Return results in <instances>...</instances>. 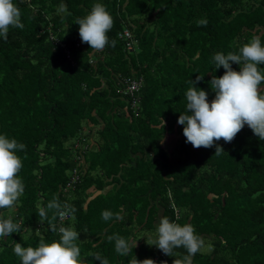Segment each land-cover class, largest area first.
I'll return each mask as SVG.
<instances>
[{
	"label": "trees",
	"instance_id": "16d2710c",
	"mask_svg": "<svg viewBox=\"0 0 264 264\" xmlns=\"http://www.w3.org/2000/svg\"><path fill=\"white\" fill-rule=\"evenodd\" d=\"M62 2L66 13L57 11ZM96 2L114 17L108 36L116 44L101 52L81 41L75 24ZM15 3L24 28L0 37V134L27 146L18 153L25 192L4 210L22 229L0 239V264H21L16 242L37 247L41 239H59L52 223L80 232L77 243L89 264H100L97 257L128 264L137 250L140 260L162 255L173 264L174 256L146 242L162 215L192 223L210 243L193 264H264V141L245 126L231 143L218 141L226 153L214 156L215 146L186 143L177 122L190 79L204 76L197 87L214 98L209 81L213 72H225L215 70L216 52L238 51L253 34L264 37V0ZM201 18L206 27L197 26ZM131 77L144 79L135 96L123 92ZM76 173L78 181L65 189ZM54 196L61 211L68 207L65 223L53 219L55 210L41 222L38 213ZM104 210L123 218L104 221ZM115 234L142 244L121 256L107 239Z\"/></svg>",
	"mask_w": 264,
	"mask_h": 264
},
{
	"label": "clouds",
	"instance_id": "9594fccd",
	"mask_svg": "<svg viewBox=\"0 0 264 264\" xmlns=\"http://www.w3.org/2000/svg\"><path fill=\"white\" fill-rule=\"evenodd\" d=\"M57 11L66 13L67 5L62 2ZM21 16V9L15 0H0V37L7 40L10 29H23ZM196 23L198 27H206L208 22L206 18H201ZM75 24L79 25L81 41L88 44L90 50L101 52L109 45L115 46L116 41L108 36L114 26V17L105 4L94 3L85 16L76 19ZM212 60L215 70L222 67L225 72L222 76H216L213 72L209 84L215 96L211 101L209 93L197 87L204 76L198 75L195 80L188 81L191 86L185 93L186 109L177 121L183 125L186 143L196 149L215 146L214 156H218L226 152L217 142L223 140L231 143L245 126L264 141V67H261L264 65V37L253 34L238 51L227 54L216 52ZM233 64L240 66L239 71L233 68ZM165 124L161 117V127L164 128ZM26 147L17 139L0 134V239L20 233L22 229V222L6 215L4 210L15 208L25 192L24 181L19 175L23 158L18 153L26 151ZM61 208L58 198L54 196L46 208L39 211L41 222L48 219L49 210H55L53 219L56 215L63 219L66 213ZM101 217L104 221L123 218L121 212L113 213L110 210L102 211ZM51 230L58 232L59 239L50 243L41 239L37 247H25L19 242L14 244L13 252L21 264H89L88 259L82 257L77 243L80 232L71 226L57 228L55 223L51 224ZM107 239L115 242V252L121 256H129L132 249L137 247V240L118 234L110 235ZM146 242L163 254L174 256L173 264H193L194 256L205 248V238L197 233L192 223L180 224L167 215L160 217L155 238L146 237ZM180 248L185 250L184 253L174 251ZM97 259L100 264H109L106 258ZM128 264H157V261L152 258L140 260L135 256Z\"/></svg>",
	"mask_w": 264,
	"mask_h": 264
},
{
	"label": "built area",
	"instance_id": "2783aa9c",
	"mask_svg": "<svg viewBox=\"0 0 264 264\" xmlns=\"http://www.w3.org/2000/svg\"><path fill=\"white\" fill-rule=\"evenodd\" d=\"M124 35L127 39V45L129 49H134V44H133V35L132 32L129 29H126L124 31ZM144 83V79L142 77H131V78H127L125 80L124 83V93L125 94H130L131 96H135V93L140 91V89L142 88ZM135 104V102H134ZM78 181V174H74L71 179L69 180L67 187H65V189H69L72 188L73 185L75 184V182ZM65 209L62 210L63 212H65L66 214L64 215L63 219L60 218V221H63L64 219L69 218V211H68V207H64ZM157 264H161V262L163 261H167L164 256L160 255L156 258ZM168 262V261H167ZM169 264V262H168Z\"/></svg>",
	"mask_w": 264,
	"mask_h": 264
},
{
	"label": "rangeland",
	"instance_id": "374dc122",
	"mask_svg": "<svg viewBox=\"0 0 264 264\" xmlns=\"http://www.w3.org/2000/svg\"><path fill=\"white\" fill-rule=\"evenodd\" d=\"M103 126V125H102ZM175 144L173 145L174 147H176V145H177V141H175L174 142ZM68 219V218H67ZM67 219H64L63 221H61L62 223H65L66 221H67ZM148 232H150V233H153L154 232V229L153 230H149ZM84 239H86V238H84ZM211 248H210V243L208 242V241H205V248L203 249L204 251H206V250H210ZM139 250H137L136 251V254H135V256L136 255H138L139 254ZM156 258H157V256H155L153 259L154 260H156Z\"/></svg>",
	"mask_w": 264,
	"mask_h": 264
},
{
	"label": "crops",
	"instance_id": "0c3cea01",
	"mask_svg": "<svg viewBox=\"0 0 264 264\" xmlns=\"http://www.w3.org/2000/svg\"><path fill=\"white\" fill-rule=\"evenodd\" d=\"M95 189V188H94ZM92 191H93V189L92 188H90L89 189V192H91L92 193ZM161 211V210H160ZM162 215V213L161 214H159V216H161ZM160 219V218H159ZM157 221H159V220H157ZM142 236H139V238H141ZM131 239H133V238H131ZM134 240H137V247L136 248H140V246H141V244H142V242H141V240L142 239H136V238H134Z\"/></svg>",
	"mask_w": 264,
	"mask_h": 264
},
{
	"label": "bare ground",
	"instance_id": "6f19581e",
	"mask_svg": "<svg viewBox=\"0 0 264 264\" xmlns=\"http://www.w3.org/2000/svg\"><path fill=\"white\" fill-rule=\"evenodd\" d=\"M72 189V188H71ZM71 189H70V191H71ZM69 190V189H68ZM68 193V192H67ZM69 219V218H68ZM165 258V257H164Z\"/></svg>",
	"mask_w": 264,
	"mask_h": 264
}]
</instances>
